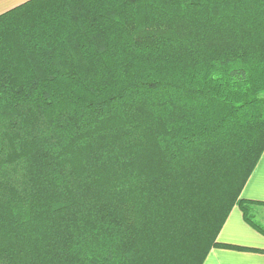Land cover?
<instances>
[{
    "label": "trees",
    "instance_id": "trees-1",
    "mask_svg": "<svg viewBox=\"0 0 264 264\" xmlns=\"http://www.w3.org/2000/svg\"><path fill=\"white\" fill-rule=\"evenodd\" d=\"M264 152V0H28L0 14V264H204Z\"/></svg>",
    "mask_w": 264,
    "mask_h": 264
},
{
    "label": "crops",
    "instance_id": "crops-1",
    "mask_svg": "<svg viewBox=\"0 0 264 264\" xmlns=\"http://www.w3.org/2000/svg\"><path fill=\"white\" fill-rule=\"evenodd\" d=\"M28 0H0V14ZM241 197L255 202L253 220L264 229V152L247 181ZM218 241L249 250L213 248L204 264H264V233L248 223L235 206L229 214Z\"/></svg>",
    "mask_w": 264,
    "mask_h": 264
},
{
    "label": "rangeland",
    "instance_id": "rangeland-1",
    "mask_svg": "<svg viewBox=\"0 0 264 264\" xmlns=\"http://www.w3.org/2000/svg\"><path fill=\"white\" fill-rule=\"evenodd\" d=\"M254 206H256L255 204H251L250 205V210H251V212H250V215L253 217V209L255 208Z\"/></svg>",
    "mask_w": 264,
    "mask_h": 264
}]
</instances>
